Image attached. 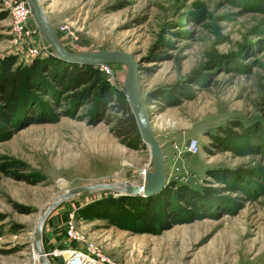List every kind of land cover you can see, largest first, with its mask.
I'll list each match as a JSON object with an SVG mask.
<instances>
[{"label":"rangeland","instance_id":"374dc122","mask_svg":"<svg viewBox=\"0 0 264 264\" xmlns=\"http://www.w3.org/2000/svg\"><path fill=\"white\" fill-rule=\"evenodd\" d=\"M21 1L0 0V66L11 61L14 69L58 57L33 16L16 29L12 7ZM41 1L70 51L119 49L140 61V94L167 156L166 185L156 194L100 189L61 202L44 225L46 251L77 243L75 250L96 247L117 264H264V174L254 176L264 166V12L256 1ZM96 70L126 94L124 65ZM38 99L58 117L0 142V264L34 263L39 218L58 195L143 184L153 168L146 143L90 122L91 101L76 109L51 95ZM192 139L197 153L186 150ZM51 221L66 247L52 248Z\"/></svg>","mask_w":264,"mask_h":264},{"label":"trees","instance_id":"16d2710c","mask_svg":"<svg viewBox=\"0 0 264 264\" xmlns=\"http://www.w3.org/2000/svg\"><path fill=\"white\" fill-rule=\"evenodd\" d=\"M255 1V10L264 12V0ZM13 66L14 62L11 61L0 66V142L8 140L16 131L29 124L51 122L58 117L57 114L48 112L51 107L38 99L40 93L51 95L55 102H59L56 104L60 108L70 104L77 109L91 101V110L87 113L91 123L105 121L111 125V131L118 138L142 141L127 94L102 80L96 70L98 65L52 57L36 59L32 64L20 65L16 69ZM218 137L220 135L217 136L216 133L211 134L215 142L221 138ZM256 169L255 173L253 171L254 176L261 178L264 166ZM186 187L193 190L185 185V189ZM179 198L181 202H190L185 196ZM152 199L153 196H149L146 200Z\"/></svg>","mask_w":264,"mask_h":264},{"label":"water","instance_id":"95a60500","mask_svg":"<svg viewBox=\"0 0 264 264\" xmlns=\"http://www.w3.org/2000/svg\"><path fill=\"white\" fill-rule=\"evenodd\" d=\"M28 3L32 9V15L46 42L59 58L81 64L102 65L118 63L126 67L124 80L125 91L132 112L135 116L141 139L148 145L153 163L152 170H147L145 172V181L143 184L126 181L83 185L68 189L58 195L49 204L48 208L39 218L37 224L36 251L38 254V261L41 264H54L43 246V231L47 218L61 202L76 194L100 189L130 195L144 194L148 196L156 194L166 185L167 165L163 147L155 135L151 116L140 94V61L131 52L119 49L89 50L83 52L70 51L60 40L46 10L44 9L42 1L28 0Z\"/></svg>","mask_w":264,"mask_h":264},{"label":"built area","instance_id":"2783aa9c","mask_svg":"<svg viewBox=\"0 0 264 264\" xmlns=\"http://www.w3.org/2000/svg\"><path fill=\"white\" fill-rule=\"evenodd\" d=\"M29 16L32 15V9L27 1H21L16 3L12 7V17L17 30L21 31L24 23L27 21ZM201 149L200 144L197 139H192L189 144L186 146V150L191 153H197ZM69 233L70 235L76 236V233L73 232L74 223L72 220L69 221ZM70 251V253H68ZM69 251H60L53 250L48 253V255L53 256H64L65 264H117L112 261L107 255L102 253L98 248L91 247L88 251L80 250H69ZM65 253H67L65 257ZM33 264H41L38 261V258L34 260Z\"/></svg>","mask_w":264,"mask_h":264},{"label":"crops","instance_id":"0c3cea01","mask_svg":"<svg viewBox=\"0 0 264 264\" xmlns=\"http://www.w3.org/2000/svg\"><path fill=\"white\" fill-rule=\"evenodd\" d=\"M162 144V143H161ZM162 147H163V152H164V145L162 144ZM164 155H165V157H166V164H167V156H166V154L164 153ZM55 220V219H54ZM50 224V225H49ZM48 224V227H50L51 229H52V232H51V234L49 235L50 236V238H49V242H50V244H52L51 246H52V248H54V247H62V245H65V246H63V247H66L67 245L66 244H68V242L65 240L64 241V238H63V234L62 233H58V232H56V233H54L55 231V229L57 228V226H56V224H55V222L54 221H51L50 223ZM56 237H55V236ZM60 245V246H59ZM79 246H78V244L77 243H74L73 244V246H70V249H76V248H78ZM66 255V254H65ZM56 260H58V259H56Z\"/></svg>","mask_w":264,"mask_h":264},{"label":"bare ground","instance_id":"6f19581e","mask_svg":"<svg viewBox=\"0 0 264 264\" xmlns=\"http://www.w3.org/2000/svg\"><path fill=\"white\" fill-rule=\"evenodd\" d=\"M36 258H38V254H37V257ZM96 264V263H95Z\"/></svg>","mask_w":264,"mask_h":264}]
</instances>
